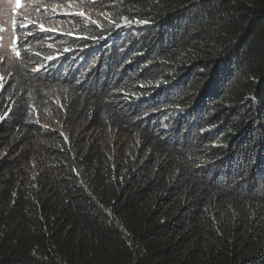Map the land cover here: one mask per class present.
I'll return each mask as SVG.
<instances>
[{"label":"trees","instance_id":"16d2710c","mask_svg":"<svg viewBox=\"0 0 264 264\" xmlns=\"http://www.w3.org/2000/svg\"><path fill=\"white\" fill-rule=\"evenodd\" d=\"M63 5L0 56V264H264V0Z\"/></svg>","mask_w":264,"mask_h":264},{"label":"rangeland","instance_id":"374dc122","mask_svg":"<svg viewBox=\"0 0 264 264\" xmlns=\"http://www.w3.org/2000/svg\"><path fill=\"white\" fill-rule=\"evenodd\" d=\"M47 1V3H46ZM0 0V56L10 61L20 55L18 41L30 34V24L43 28H67L78 12L63 3L73 0ZM52 8V13L48 10ZM20 26L23 28L18 29Z\"/></svg>","mask_w":264,"mask_h":264},{"label":"snow or ice","instance_id":"6c2138e0","mask_svg":"<svg viewBox=\"0 0 264 264\" xmlns=\"http://www.w3.org/2000/svg\"><path fill=\"white\" fill-rule=\"evenodd\" d=\"M17 7H19V0H17ZM139 23H144L143 21H138ZM41 28H43V26L41 25ZM4 116H0V119H4Z\"/></svg>","mask_w":264,"mask_h":264}]
</instances>
